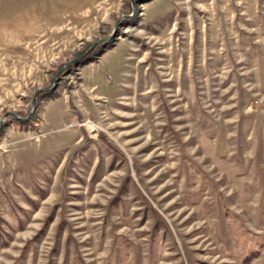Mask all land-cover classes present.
I'll return each instance as SVG.
<instances>
[{
    "label": "rangeland",
    "instance_id": "rangeland-1",
    "mask_svg": "<svg viewBox=\"0 0 264 264\" xmlns=\"http://www.w3.org/2000/svg\"><path fill=\"white\" fill-rule=\"evenodd\" d=\"M0 264H264V0H0Z\"/></svg>",
    "mask_w": 264,
    "mask_h": 264
},
{
    "label": "water",
    "instance_id": "water-1",
    "mask_svg": "<svg viewBox=\"0 0 264 264\" xmlns=\"http://www.w3.org/2000/svg\"><path fill=\"white\" fill-rule=\"evenodd\" d=\"M122 18H126V17H122ZM122 18H120V19H122ZM120 19H117V20L115 21V24H114V26H113L112 33H110L106 38L102 39L101 41L99 40V41L94 42V43H93V44H92V45H91V46H90V47H89V48H88L83 54H81L80 56H77L74 60H71L70 62L65 63L64 65H62L61 68L58 69V70L56 71V74H55V76L53 77L52 82H51V88H50L48 91H51V90H53V89L55 88L54 85H53V82H54L55 78H58L59 74H61V71H62V70L68 65V64H70V63H74V62L80 60L81 57L84 56V54H85L86 52L88 53V51L91 50L92 48H94L95 46H98V45H101V46H102V44H105L107 41H109V40L113 37V35H115V33H116V29H117L116 26H117V24H118V22H119ZM39 92H45V91L43 90V91H39ZM36 94H37V92L34 93V96L31 97V100L34 99V97H35ZM31 100H30V102H31Z\"/></svg>",
    "mask_w": 264,
    "mask_h": 264
},
{
    "label": "trees",
    "instance_id": "trees-1",
    "mask_svg": "<svg viewBox=\"0 0 264 264\" xmlns=\"http://www.w3.org/2000/svg\"><path fill=\"white\" fill-rule=\"evenodd\" d=\"M104 46H106V45H104ZM103 46V47H104ZM100 48H102L101 46L99 47V49ZM98 54L97 55H94V54H90V52H88V54H90V56L91 57H94L93 59H90V57H89V55L88 54H86L84 57H83V59H81L79 62H77V63H74V65L73 66H75V65H83V64H88V63H91V62H94L95 60H96V56H98V55H100V54H102V52L100 51V50H98V52H97Z\"/></svg>",
    "mask_w": 264,
    "mask_h": 264
},
{
    "label": "bare ground",
    "instance_id": "bare-ground-1",
    "mask_svg": "<svg viewBox=\"0 0 264 264\" xmlns=\"http://www.w3.org/2000/svg\"><path fill=\"white\" fill-rule=\"evenodd\" d=\"M93 128V127H92Z\"/></svg>",
    "mask_w": 264,
    "mask_h": 264
}]
</instances>
